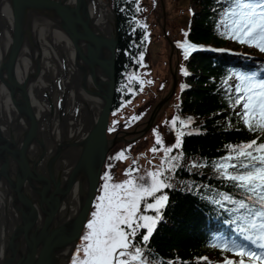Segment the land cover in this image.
<instances>
[{"label":"water","instance_id":"obj_1","mask_svg":"<svg viewBox=\"0 0 264 264\" xmlns=\"http://www.w3.org/2000/svg\"><path fill=\"white\" fill-rule=\"evenodd\" d=\"M156 30L168 90L139 129L111 136L112 0H0V264L72 263L109 152L143 137L176 90L174 45Z\"/></svg>","mask_w":264,"mask_h":264},{"label":"snow or ice","instance_id":"obj_2","mask_svg":"<svg viewBox=\"0 0 264 264\" xmlns=\"http://www.w3.org/2000/svg\"><path fill=\"white\" fill-rule=\"evenodd\" d=\"M131 3L136 5V12L143 10L139 0H131ZM217 4L221 7L217 11L216 33L264 53V0H217ZM132 19L139 28H147L135 16ZM132 31L135 33L136 29ZM183 35V41H177L176 47L181 49L185 61L198 51H228L205 49L188 39V31H184ZM147 40L148 35L145 34L143 41ZM126 54L143 66L142 51L137 56L130 52ZM180 72L184 77L191 75L184 64L180 65ZM261 72H264V65L253 72L234 70L221 84L223 99L231 113L224 120L226 129L240 131L233 123L235 118L236 124L254 134V138L225 145L226 154L218 159L184 165V138L203 133L201 129L193 127V117H183L177 113L164 122L174 135L173 143L166 144L159 129H153V146L149 152L154 157L162 153L158 165L150 160L148 163L152 167L142 170L133 160L132 166L123 172L125 178L120 181L115 180L111 171L104 172L100 194L96 197L72 264H161L156 258L149 259V244L160 223L165 221L164 212L170 199L168 191L171 190L199 196L227 214L224 222L230 226L232 235L214 236L211 244L212 248L234 257H225L222 264H264V77H261ZM128 80L131 84L138 81V77L133 73ZM140 83L142 85L143 82ZM189 87L182 83L180 90L183 92ZM175 107L179 110L180 103ZM140 118L134 116L131 119ZM127 151H119L110 160L126 161ZM113 166L110 163L107 167L111 169ZM181 168L193 176H204L201 170L210 168V179L219 181L220 186L195 179L177 180L176 174ZM167 264L172 262L168 261Z\"/></svg>","mask_w":264,"mask_h":264},{"label":"trees","instance_id":"obj_3","mask_svg":"<svg viewBox=\"0 0 264 264\" xmlns=\"http://www.w3.org/2000/svg\"><path fill=\"white\" fill-rule=\"evenodd\" d=\"M191 2L193 7L188 25V39L197 44L230 47L231 41L219 36L215 31L217 11L221 7L217 4V0H191ZM139 5L141 7L140 0ZM112 7L117 15L119 30L114 98L117 102V96L128 80L126 76L132 68L139 66L126 53L130 52L133 56H137L141 51L145 53L148 40L143 41V37L148 33L147 28L141 29L133 21L132 17L135 16L136 20L144 23L140 20L141 11H135L136 5L131 3V0H112ZM133 28L136 29L135 33L132 31ZM233 43L235 48L244 47L242 50H245L247 47V52H256L251 47ZM186 67L191 75L184 78L190 87L183 92L180 91L178 95L175 91L173 106L180 103L179 110L175 107V114L193 117L195 121L193 127L201 129L203 134L184 138L185 159L182 164L218 159L226 154L225 145L238 144L254 138V134L236 124L235 118L233 123L240 128V131H236L235 128L226 129L224 120L231 113L223 99L224 91L221 84L234 70L249 72L260 69L261 64L257 59L225 52H199L186 61ZM109 158L106 164H109ZM201 171L205 173L204 176H193L181 168L176 174L177 180L195 179L202 183L220 186L219 181L210 179L212 176L210 168ZM221 190L227 189L221 188ZM168 195L170 199L164 212L165 221L160 223L149 244L150 260L156 258L161 264H167L168 261L172 264H222L225 257L234 258L230 253L211 247L214 236L232 235L230 226L224 222L228 218L225 212L218 211L217 206L190 193L171 190L168 191Z\"/></svg>","mask_w":264,"mask_h":264},{"label":"rangeland","instance_id":"obj_4","mask_svg":"<svg viewBox=\"0 0 264 264\" xmlns=\"http://www.w3.org/2000/svg\"><path fill=\"white\" fill-rule=\"evenodd\" d=\"M162 3L164 6V13H162ZM140 0L141 8L143 9L140 14V20L147 25V33H148V43L146 47V51L144 53L143 66L139 65L138 75L140 76V80L142 81V85L140 83L139 89L134 93V96L131 100L125 103L122 107L124 115H121L122 121L120 122V130L121 131H132L133 129L140 126V124L147 118L152 106L158 100L159 96H161L165 91L168 90V82L166 78V69L169 70V54H170V45L165 39L163 34V26L166 29L170 40L173 42V45L178 51V58L175 57L173 59V67L178 61V73L179 80L177 85L176 93L177 95L180 93V85L187 84L186 79L180 72V65L184 64L186 67V61L183 60L181 49L176 47L177 41H183L184 31H188L189 20L192 12V2L191 0ZM156 26L162 32V35L165 39V42L168 47V54L166 60V68H165V60L163 54V48L161 42L159 40ZM230 49H244V47L235 48L233 41L229 43ZM249 47V46H248ZM254 49L256 52L238 50L242 53L247 54L251 58L254 59H262L264 60V53L259 52L258 49ZM187 68V67H186ZM148 81H152V83H148ZM235 82V81H234ZM163 85V87H161ZM142 87V90H141ZM165 92V93H166ZM175 93V92H174ZM174 96V94H173ZM170 99V101L164 106L161 110L158 121L156 125L139 141L128 144L125 148L117 145L112 151L108 158L113 157L116 153L121 150L128 149L126 155L128 159L126 161H113L110 160L109 164H113L114 166L111 169H108V165L106 164L103 174L106 170L111 171L116 181L123 180L125 177L123 172L126 168L132 166L133 160L138 162V166L144 170L152 167L148 162L151 160L153 164L158 165L160 163V156L162 153H157L155 157L149 149L153 146V129L158 128L162 133L165 143L171 144L174 142V135L169 131L168 127L164 124L165 121L171 119V117L175 114V107L173 106L174 97ZM134 116L141 117L139 120H132L131 118ZM144 152V155H141L138 159V152ZM109 158V159H110ZM107 163V161H106ZM103 184V179L101 178L100 187L97 193V196L100 194L101 185ZM96 196V197H97ZM96 203V198L93 204V207L90 212L94 209V205ZM151 214V213H150ZM90 218V217H89Z\"/></svg>","mask_w":264,"mask_h":264},{"label":"flooded vegetation","instance_id":"obj_5","mask_svg":"<svg viewBox=\"0 0 264 264\" xmlns=\"http://www.w3.org/2000/svg\"><path fill=\"white\" fill-rule=\"evenodd\" d=\"M173 43V42H172ZM173 49H174V51H173V55H172V58H174L175 57V59H176V57L178 56V51H177V49L175 48V46L173 47ZM178 58V57H177ZM138 70H139V66L137 67V68H132V71H130L129 73H128V75L126 76L127 78L130 76V73H135L136 74V76L138 77V81L140 80V76L138 75ZM177 74H178V80H179V73H178V66H177ZM125 77V78H126ZM138 81H136V82H132L131 84L129 83V80H126L125 81V83H124V88L123 89H121V91L119 92V94H118V96H117V99H118V101L117 102H115V101H113V105H112V109H111V113H110V117H109V124H108V133L109 134H111V136L113 135V134H115L116 132H118V131H121L120 130V122L122 121V117H121V115H124V112H123V110H122V107H123V105L125 104V103H127L129 100H131L132 99V97L134 96V93L139 89V85H140V83L138 82ZM177 85H178V83H177ZM177 88V87H176ZM166 92V91H165ZM165 92L161 95V96H159V98H161L164 94H165ZM115 98V97H114ZM158 98V99H159ZM145 121V120H144ZM143 121V122H144ZM157 121H158V118H157ZM157 121H156V123H157ZM114 122H118V123H116V124H114ZM142 122V123H143ZM142 123L140 124V126L139 127H137V129H139L141 126H142ZM156 123H155V125H156ZM154 125V126H155ZM153 126V127H154ZM152 127V128H153ZM112 128H114L115 130L114 131H109V129H112ZM151 128V129H152ZM150 129V130H151ZM134 130V129H133ZM149 130V131H150ZM148 131V132H149ZM147 132V133H148ZM146 133V134H147ZM145 134V135H146ZM144 135V136H145ZM143 136V137H144ZM143 137H141V138H139V139H137V140H135V141H132V142H126V143H123V142H120V143H118L117 145H119V146H121V147H123V148H125L128 144H130V143H133V142H136V141H139L140 139H142ZM128 138H130V137H128ZM116 145V146H117ZM116 146H114V148L116 147ZM113 148V149H114ZM112 149V150H113ZM111 150V151H112ZM111 151L109 152V155L108 156H110V154H111ZM141 155H144V152H142V151H139L138 152V159L140 158V156ZM80 245V244H79ZM72 264V263H71Z\"/></svg>","mask_w":264,"mask_h":264},{"label":"bare ground","instance_id":"obj_6","mask_svg":"<svg viewBox=\"0 0 264 264\" xmlns=\"http://www.w3.org/2000/svg\"><path fill=\"white\" fill-rule=\"evenodd\" d=\"M258 63L261 64V65H264V60L262 59H257ZM262 75H264V72L262 73Z\"/></svg>","mask_w":264,"mask_h":264}]
</instances>
